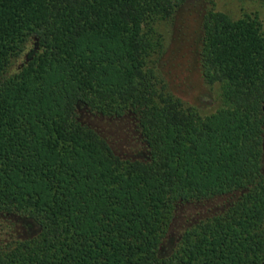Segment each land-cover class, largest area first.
I'll return each instance as SVG.
<instances>
[{
  "label": "trees",
  "instance_id": "1",
  "mask_svg": "<svg viewBox=\"0 0 264 264\" xmlns=\"http://www.w3.org/2000/svg\"><path fill=\"white\" fill-rule=\"evenodd\" d=\"M185 7L206 112L161 69ZM98 119L128 123L122 155ZM0 264H264L258 13L0 0Z\"/></svg>",
  "mask_w": 264,
  "mask_h": 264
},
{
  "label": "rangeland",
  "instance_id": "2",
  "mask_svg": "<svg viewBox=\"0 0 264 264\" xmlns=\"http://www.w3.org/2000/svg\"><path fill=\"white\" fill-rule=\"evenodd\" d=\"M214 2L217 10L226 12L231 17L239 16L242 10L256 11L264 31V8L254 7L253 4L244 0H214ZM193 5L192 3L187 8L192 10L194 9ZM188 9L185 7L184 15L180 16L171 28L167 40V50L162 58L163 67L161 69L164 71L171 90L180 100L206 112L212 110L216 102L211 99L196 69L193 47L196 40L195 16L192 11L189 15ZM90 123L97 126L104 136L106 135L117 153L122 155L125 152L121 148H126L129 141H125L122 146L116 141L118 130L126 132L125 130L129 128L128 123L123 121L116 124V122L100 121V119L92 120ZM193 212L186 211L187 216L192 215ZM180 216L185 215L179 213V222L181 221Z\"/></svg>",
  "mask_w": 264,
  "mask_h": 264
}]
</instances>
